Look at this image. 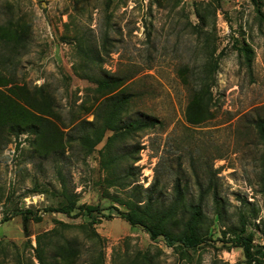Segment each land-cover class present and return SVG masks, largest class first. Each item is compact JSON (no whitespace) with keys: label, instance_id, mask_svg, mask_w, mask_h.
Returning a JSON list of instances; mask_svg holds the SVG:
<instances>
[{"label":"rangeland","instance_id":"1","mask_svg":"<svg viewBox=\"0 0 264 264\" xmlns=\"http://www.w3.org/2000/svg\"><path fill=\"white\" fill-rule=\"evenodd\" d=\"M0 76V264H264V0H0Z\"/></svg>","mask_w":264,"mask_h":264},{"label":"trees","instance_id":"2","mask_svg":"<svg viewBox=\"0 0 264 264\" xmlns=\"http://www.w3.org/2000/svg\"><path fill=\"white\" fill-rule=\"evenodd\" d=\"M2 77L0 76V87H3L6 85V83L2 82L3 80H1ZM94 83L97 87V90L101 93H103L104 95H106L107 97L105 98V111H106V117H107V122L109 124V130L117 133V127H116V120L119 118V116L121 115L124 106L127 104V102L130 99L129 95H123V94H119V95H112L113 92L120 87L123 84V79L115 77V76H103V77H99L96 78L94 80ZM0 96H4L2 90H0ZM1 103H3V101H1ZM199 104H197L198 107ZM17 109V108H15ZM191 109V108H190ZM18 110V109H17ZM1 111V110H0ZM14 115V111L12 112V117ZM196 115L192 114L191 112L188 113V118L187 121L191 124H195L196 123ZM19 121L21 123L15 125L14 127H12V131L13 132H19L21 130L22 127V123H24V115H21ZM42 122H44L45 120H41ZM159 122L155 119H143L140 117H137L136 119L130 120L127 123L123 124L122 128L125 129V131L127 132H140L143 130H147V129H151L154 128L156 125H158ZM0 128H3V125H0ZM31 129V131L37 135H41L42 138L45 140L46 143H48L49 147L54 146L52 144V139H49V136L47 135V130L45 126H30L29 127ZM254 128L256 130L257 133V137L260 140L261 144L263 145L264 148V119L262 118H258L255 122H254ZM85 137V136H84ZM84 141L87 142L88 139L84 138ZM178 182L175 184L174 189L177 190L178 189ZM179 199V198H177ZM176 199V201H177ZM79 210H86V212L88 213V215L91 214L92 208H89L88 206H79L78 208ZM45 211H49V212H55V213H62V214H66L67 213V209L66 208H57V209H46ZM26 214H30V212L26 211L24 215H22L21 219H22V227L23 230L26 234L27 232V223L29 221V218L27 217ZM199 215H200V208L199 206H195L193 208V213L189 216V220L186 222L185 226H186V234L185 232H182L179 236L177 237H172L171 233L165 229L162 228V226H159V223L155 224V226L157 228H155L154 226L151 227H146V230L149 232L150 236L152 239H155L156 237H158L159 235L163 237L165 243L167 246H172L174 245V243H180L182 247L184 248H194L197 247L200 243L199 238H197L196 234H195V226L194 224L197 223V220L199 219ZM126 221L131 224V225H135V224H140L138 221L134 220L129 214H127L126 216ZM36 220H38V218H34ZM8 219L4 218L2 219V222L7 221ZM142 225V224H140ZM161 227L160 229L158 228ZM247 244H243V251H244V256L246 259H250L251 255L249 252V249L247 247ZM35 253V258L38 262V264H46L43 261V253H44V248H42L39 244V242L37 243V246L34 250ZM48 264V263H47Z\"/></svg>","mask_w":264,"mask_h":264}]
</instances>
